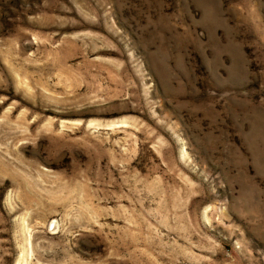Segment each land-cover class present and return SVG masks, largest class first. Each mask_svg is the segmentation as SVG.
<instances>
[{"label": "rangeland", "instance_id": "374dc122", "mask_svg": "<svg viewBox=\"0 0 264 264\" xmlns=\"http://www.w3.org/2000/svg\"><path fill=\"white\" fill-rule=\"evenodd\" d=\"M0 264H264V0H0Z\"/></svg>", "mask_w": 264, "mask_h": 264}]
</instances>
